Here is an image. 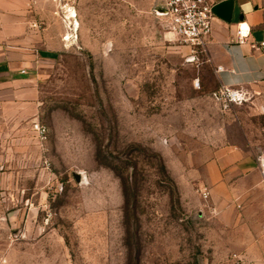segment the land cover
<instances>
[{
  "label": "rangeland",
  "instance_id": "374dc122",
  "mask_svg": "<svg viewBox=\"0 0 264 264\" xmlns=\"http://www.w3.org/2000/svg\"><path fill=\"white\" fill-rule=\"evenodd\" d=\"M46 1L65 49L36 121L0 125V264H264V114L218 99L159 0ZM233 144L256 165L213 192Z\"/></svg>",
  "mask_w": 264,
  "mask_h": 264
},
{
  "label": "crops",
  "instance_id": "0c3cea01",
  "mask_svg": "<svg viewBox=\"0 0 264 264\" xmlns=\"http://www.w3.org/2000/svg\"><path fill=\"white\" fill-rule=\"evenodd\" d=\"M214 25L207 64L218 87L243 88L252 94L250 110L264 114V54L251 43L264 40V0H211ZM46 0H0V125L35 122L40 109L36 70L65 49L62 34L49 23ZM70 17V16H69ZM68 17V18H69ZM44 21L50 24L48 27ZM249 29L245 45L238 31ZM211 165L213 192L223 189L222 174L249 173L256 164L240 145L220 150ZM259 169V168H258ZM214 171V172H213Z\"/></svg>",
  "mask_w": 264,
  "mask_h": 264
},
{
  "label": "built area",
  "instance_id": "2783aa9c",
  "mask_svg": "<svg viewBox=\"0 0 264 264\" xmlns=\"http://www.w3.org/2000/svg\"><path fill=\"white\" fill-rule=\"evenodd\" d=\"M214 3L211 0H159L155 10L161 18L164 28L177 37L193 52L208 56L210 37L215 20ZM249 29L238 31V44L245 45L249 36ZM254 50L264 54V40L250 44ZM218 99L229 105H244L252 100V94L243 88L221 87ZM34 131L41 140L47 139V128L39 123L34 125ZM258 168L264 181V149L258 157ZM204 199L208 200L211 193L205 190ZM215 212V210H214ZM217 212V211H216Z\"/></svg>",
  "mask_w": 264,
  "mask_h": 264
},
{
  "label": "bare ground",
  "instance_id": "6f19581e",
  "mask_svg": "<svg viewBox=\"0 0 264 264\" xmlns=\"http://www.w3.org/2000/svg\"><path fill=\"white\" fill-rule=\"evenodd\" d=\"M76 17V14L75 13H73V16H72V18H75ZM73 24L71 23L70 24V26H72Z\"/></svg>",
  "mask_w": 264,
  "mask_h": 264
}]
</instances>
